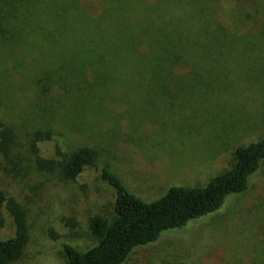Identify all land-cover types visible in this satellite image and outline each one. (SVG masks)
Returning <instances> with one entry per match:
<instances>
[{
	"label": "rangeland",
	"instance_id": "1",
	"mask_svg": "<svg viewBox=\"0 0 264 264\" xmlns=\"http://www.w3.org/2000/svg\"><path fill=\"white\" fill-rule=\"evenodd\" d=\"M46 2L0 25V117L16 131L0 189L29 234L14 264H66L67 245L97 244L90 219H112L117 198L104 166L151 201L206 185L264 136V0ZM38 130L51 136L34 153ZM82 146L98 160L74 180L38 163ZM232 195L124 264H250L264 250V163ZM3 217L8 239L17 226L6 204Z\"/></svg>",
	"mask_w": 264,
	"mask_h": 264
},
{
	"label": "trees",
	"instance_id": "2",
	"mask_svg": "<svg viewBox=\"0 0 264 264\" xmlns=\"http://www.w3.org/2000/svg\"><path fill=\"white\" fill-rule=\"evenodd\" d=\"M46 1L0 0V25L17 20V13L19 16L21 14L19 10L27 12L38 3L46 4ZM65 81L59 83L61 88L66 87L68 78L65 77ZM50 136V131H36L32 137V151L38 153V142ZM15 140L13 125L0 117V153L7 154ZM234 157L232 166L213 176L206 185H173L161 197L151 201L132 191L110 166H104L102 177L117 193L115 216L112 219L103 215L93 216L90 227L98 239L97 244L86 250L67 245L66 264H124L138 247L159 241L164 231H177L197 219L218 212L230 195L243 193L250 188L251 178L264 163V136L238 146ZM37 159L41 167L59 170L63 178L74 180L86 167L97 162L98 151L90 146H82L61 159L39 155ZM5 204L14 216L17 228L13 237L0 239V264H14L23 256L27 246L28 224L23 207L14 198H7L0 189V226L4 224ZM250 264H264V250L255 255Z\"/></svg>",
	"mask_w": 264,
	"mask_h": 264
}]
</instances>
